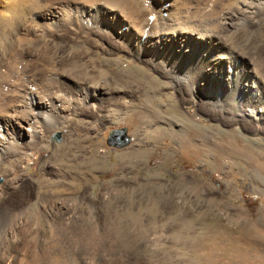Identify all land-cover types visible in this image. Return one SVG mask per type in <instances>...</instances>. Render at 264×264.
Instances as JSON below:
<instances>
[{
  "label": "rangeland",
  "instance_id": "374dc122",
  "mask_svg": "<svg viewBox=\"0 0 264 264\" xmlns=\"http://www.w3.org/2000/svg\"><path fill=\"white\" fill-rule=\"evenodd\" d=\"M149 1L154 0H137L143 9ZM174 1V15L180 10L191 27L214 31L228 44L221 52L242 56L246 70L255 68L264 97V10L227 31L223 18L239 0H214L209 7L208 0ZM156 16L154 8L149 18ZM42 20L29 24L25 47L10 56L14 68L0 86V113L16 103V90L29 87L73 98L83 91L97 105L73 104L68 114L55 116V124L39 123L37 146L3 166L0 206L26 208L33 216L11 251L20 254L26 247L36 258L68 264H241L216 250L226 245L219 235L201 238L208 229H222L230 243L231 236L248 234L255 225L264 243V125L233 115L231 105L213 107L179 83L173 70L131 56L112 30L99 35L69 26L43 30ZM20 129L9 127L13 133ZM117 130H125L128 140L121 147L110 144ZM6 184H13L11 190L2 188ZM157 194L164 199L156 206ZM54 208L61 209L51 217ZM77 211L98 230L84 247L68 233L76 226L70 215ZM252 254L247 264H264L263 244Z\"/></svg>",
  "mask_w": 264,
  "mask_h": 264
},
{
  "label": "bare ground",
  "instance_id": "6f19581e",
  "mask_svg": "<svg viewBox=\"0 0 264 264\" xmlns=\"http://www.w3.org/2000/svg\"><path fill=\"white\" fill-rule=\"evenodd\" d=\"M214 2V0H208V7L211 4L214 6ZM237 5L235 11L228 10L223 18V25L226 26L227 31H230L231 28L234 29L235 26L239 28L245 25L242 22H245L248 14L259 13V11L264 10V0H239ZM147 6L146 10L143 9L141 2H137V0H0V86L5 84L4 81L9 79L10 72L13 71H10L11 66H13L10 56L13 55L12 53L15 50L22 49L26 43L27 36H29L27 33L30 32L27 27L34 22L36 25V19L40 18L43 19L41 24L39 23L43 30L44 28L52 29L69 26L74 27L75 31L93 32L94 35L100 31L112 30L125 43V48L128 49L131 56L137 57L139 60L149 58L155 65H161L170 71L173 70L179 83L186 82L192 94H199L201 99L210 103L213 107L227 110L231 105L230 110H232L233 115H241L257 124L264 125V97L261 96L258 89L255 68L246 70L245 64L247 62L240 58L242 56L221 52L228 44L221 40V36H215L214 31L201 32L207 28L200 31L195 28L196 26L191 27V24L189 25L187 21L188 17L186 18L180 10L174 15V0L172 2L171 0L149 1ZM154 8L157 9V16L156 19L151 20L153 18L150 19L149 14L152 15ZM162 10L167 11L168 15L165 16ZM147 11L149 14H147ZM205 24L208 26L207 23ZM35 33L40 35L43 32ZM22 35H25V37H22ZM216 38L221 42L217 41ZM214 51H219V53L214 54ZM201 88L204 91H201ZM29 89V91H25V88L19 91L16 90L15 97L17 96V99L14 100L16 103H12L11 107L9 106L10 111L7 110L6 115L3 116L4 113H0V177L4 176L1 170L10 158H16L17 155L19 156L24 151L26 153V151L37 146L39 137L42 138V134L38 130L39 123L41 126L55 124V116L60 115L61 111L62 115L68 114L71 109H74L73 104L77 108L79 106L92 107L97 105L96 101L90 100L89 95L83 94V91L82 94H78L73 98L57 94L55 90V92L46 91L42 95V92H38L36 88L29 87ZM99 99V102L103 103V97ZM1 105L0 109L4 107ZM25 124H27V128ZM10 126H18L21 129L13 133L9 130ZM233 152L250 158L247 152L239 150ZM12 185L6 184L2 188L9 190ZM162 199H164V195L157 194L153 196L152 203L156 206L161 205ZM3 205L0 206V264H68L66 261H55L50 256L36 258L28 251L29 248L25 249L26 247L24 248L25 251L22 250L23 252L20 254L11 251L12 247L16 246L21 240L17 238L19 231L22 228H28L33 216L26 208L17 209L7 204V206ZM153 205L152 207H154ZM149 206L147 204L145 207L150 209ZM60 209L50 210V216L55 217ZM155 210L158 209L155 208ZM44 212L47 211L44 210ZM85 216L83 211L74 212L70 215V218L72 224L76 226L70 228L68 226L71 224L66 225L70 229L68 233H73L70 239L74 241V244L81 247L95 240V236L98 235L96 228L86 221L84 222ZM213 230L208 229L201 240L207 241L209 239L213 241L216 235H219V239L226 245L220 244L216 247V250L221 251L223 255L240 258L241 264H247L252 259L251 254L257 251L260 243L264 245L260 238L262 233L255 225L248 234L237 232L231 236V240H228L230 243L225 242L227 237L222 229H218L216 233L214 232L216 230ZM17 234L18 236H16ZM69 234L68 236L71 235ZM99 234L101 235V233ZM243 241L244 244L246 242V246L241 244ZM74 244L73 247L76 246ZM228 244L230 248H228ZM44 247L40 246L39 249H44ZM48 251L47 255L51 254ZM51 252L53 254L54 251ZM205 261H207V258ZM210 261L212 260L210 259ZM77 264L91 263L82 261ZM211 264H213V261Z\"/></svg>",
  "mask_w": 264,
  "mask_h": 264
},
{
  "label": "water",
  "instance_id": "95a60500",
  "mask_svg": "<svg viewBox=\"0 0 264 264\" xmlns=\"http://www.w3.org/2000/svg\"><path fill=\"white\" fill-rule=\"evenodd\" d=\"M124 131L125 130H117V131H115V132H112L110 135V138H112L113 136H114V133H118L119 134V139H120V142H118V143H112V142H110V144H112V145H115V146H118V147H121V146H123V145H125L126 143H127V139H126V136L124 135ZM55 139L57 140V141H60V135L59 134H57L56 136H55Z\"/></svg>",
  "mask_w": 264,
  "mask_h": 264
},
{
  "label": "flooded vegetation",
  "instance_id": "af4514ba",
  "mask_svg": "<svg viewBox=\"0 0 264 264\" xmlns=\"http://www.w3.org/2000/svg\"><path fill=\"white\" fill-rule=\"evenodd\" d=\"M111 140H112L113 143L120 142L119 134L118 133H115Z\"/></svg>",
  "mask_w": 264,
  "mask_h": 264
}]
</instances>
